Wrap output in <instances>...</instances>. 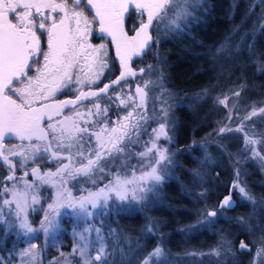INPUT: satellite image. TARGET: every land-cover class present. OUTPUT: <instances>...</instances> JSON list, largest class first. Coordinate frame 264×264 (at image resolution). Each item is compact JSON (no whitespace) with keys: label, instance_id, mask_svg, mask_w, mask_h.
Returning <instances> with one entry per match:
<instances>
[{"label":"snow or ice","instance_id":"snow-or-ice-1","mask_svg":"<svg viewBox=\"0 0 264 264\" xmlns=\"http://www.w3.org/2000/svg\"><path fill=\"white\" fill-rule=\"evenodd\" d=\"M200 9H205L203 0H0V166H7L8 171L7 175L0 173V184L3 185L0 188V226L4 227L5 236L17 224L25 234L37 231L29 223V211H43L40 227L46 235L54 234L61 227L59 218L64 214L61 209H71L78 224L83 222L86 227L82 231H76L74 227L76 240L72 251L61 252L49 264H117V249L119 264H132L133 248L123 249L121 238L114 232H110L106 240L102 228H96L88 221L104 214L110 216L113 211L142 212L148 209L171 167L176 164L173 157L177 152L172 151L175 147L172 135L175 114L169 103L171 94L164 87L163 72L157 74L155 64L139 69L141 76H156L155 80H145L142 86L138 84L135 94L129 93L127 98L119 93L116 95L120 102L117 108L131 110L115 122L109 116L114 103L109 89L126 81L128 76L137 75L129 62L134 56H147L152 45L159 44L161 24L165 25V34L180 32L182 26L197 19L195 13ZM133 13L139 19L138 26L133 20L132 27L126 30V23ZM154 26L157 30L155 41ZM252 31L253 34L264 33V12ZM108 38L119 58L120 75L110 84H104L98 92L84 91L85 86L89 89L98 86L110 63L108 43L93 44L92 41ZM236 51L239 52V48ZM216 53L231 54L229 41L217 48ZM81 59L89 69L84 77L81 76L84 72L80 67ZM97 67L99 71H93ZM257 71L264 72V63L258 65ZM156 88L160 89V94L152 96ZM65 92L75 94V98L59 100L57 94ZM235 95L239 97L240 92ZM104 96L108 103L102 106ZM150 96L153 101L151 114L148 111ZM228 100L225 96L218 102L228 107ZM85 101L93 107L86 112L76 111ZM157 101L159 111L156 110ZM66 110L73 115H65ZM257 115H264V108H254L243 120H251ZM232 118L230 111L228 120ZM150 121H158L159 126L149 135ZM113 124L115 126L110 127ZM233 131H244L243 123L235 129L224 125L217 135L223 137ZM144 135H149L148 141H143L144 150L134 152V146L141 144ZM93 138L95 147L92 146ZM6 139H15L18 143L6 147ZM161 140L168 146H162ZM256 143L257 140L245 133V147ZM208 144V141L200 144L206 158L209 156ZM217 146L222 154L232 158L225 145L217 143ZM252 152L253 158H258L264 169V155L255 149ZM134 156L137 158L135 165L131 164ZM53 164L55 171L51 170ZM17 165L22 176L16 174ZM45 168L48 170L44 171ZM192 175L194 182L203 179L199 170H194ZM29 176L31 182L25 179ZM236 176L232 191L238 189L241 198L252 204V211L246 217L237 218L236 223L253 239L240 240L237 249L233 241L221 236L220 243L207 255L220 258L216 264L220 261L227 264L228 258H236L238 252L251 253L249 264H264V224L257 212L258 207L264 211V203L258 201L246 185H241L239 170ZM105 179L108 183L99 187L98 181ZM89 184L96 190H91ZM186 194L191 195V192L186 191ZM198 195L204 197L205 193ZM48 200L51 202L45 209L43 205ZM234 203L231 195L225 196L220 209L230 210ZM219 214L216 210L202 213L195 224L187 225L182 231L192 232L205 223H213L208 217ZM158 228L159 224L150 219L146 232L152 235ZM93 231L95 238H90L87 233ZM257 231L258 238L255 236ZM0 243L6 241L0 240ZM109 247L111 251L107 250ZM35 249L36 245H31L19 252L21 264H38L39 253ZM92 251L96 252L94 257ZM170 257L171 253L158 244L147 258L137 259L136 264H172Z\"/></svg>","mask_w":264,"mask_h":264},{"label":"trees","instance_id":"trees-1","mask_svg":"<svg viewBox=\"0 0 264 264\" xmlns=\"http://www.w3.org/2000/svg\"><path fill=\"white\" fill-rule=\"evenodd\" d=\"M245 2V0H204L205 9H200L195 13L197 19L185 25L182 31L170 34L163 40L159 47V56L162 61L163 83L166 89L183 97L205 92L209 97L214 94L221 97L231 92L233 88H237L241 95L246 85L255 94L251 103L264 98V72L257 71L258 65L264 63V33L253 34L254 26L251 25L254 18L246 17L248 8ZM133 20H138L135 13L132 19L127 21V28ZM226 40L229 41L231 47L235 43L240 46L242 59L235 68L234 64L224 63L223 65L224 54L216 53V49ZM92 43H108L109 45V68L104 70L98 86L94 85L91 89L85 86L83 89L98 92L104 84H110L119 76L120 67L115 57L114 47L108 39L104 41L96 39ZM249 45L252 46L251 49ZM152 50L153 48L148 53ZM143 60V58L136 59L132 62L134 71L144 68ZM80 67L84 68V72L81 73L84 77L89 69L85 66L83 59H81ZM96 69L99 71L98 67ZM227 71L231 72L234 77L231 81L226 82L218 78V74H230ZM248 71H252V79L249 82L241 78V74ZM222 81H225L224 85L221 84ZM218 83L219 86H216ZM127 84L133 85L126 81L118 86H112L113 88L109 89L111 97L114 93L121 92ZM57 98L59 100L74 99L75 94L65 92L63 95L57 94ZM107 103V96H104L101 105L104 106ZM205 106L214 111L215 116L210 113V120L209 117L200 113V107ZM88 108H92V103L85 101L84 106L77 108L76 111L86 112ZM191 108L181 105L173 111L176 122L172 133L175 140L174 151L188 147L191 134L194 133L193 136L197 138L204 129H209L212 121L215 122L220 115L209 99L201 100L199 104ZM64 114L73 115V112L66 110ZM109 116L111 121H117L118 117L126 116V113L123 108L118 109L111 106ZM56 119H62V117ZM206 122L207 127L205 126L206 128L202 130L201 125L204 126ZM262 126L258 133L262 137L261 142H264V123ZM92 146L94 147V141ZM197 163V158L191 154L178 155L174 177L162 184L160 198L150 208L149 215L159 224V233L164 236L163 246L171 253V261L180 258L187 261V264H210V261L216 264L220 258L207 254L220 243L221 236L233 241L237 249H239L240 240L251 241L253 239V236L242 230L236 223L237 218L246 217L252 211V204L239 201L235 194L231 193L236 171L228 162H223L224 166L212 167ZM238 165L243 174L244 185L257 197L258 201L264 203V169L258 168L250 160ZM51 168L54 166L52 165ZM194 170L200 171L202 180L194 182L192 175ZM0 173L7 175V168L0 166ZM186 191L191 192V195L186 194ZM200 192L205 193L204 197L198 195ZM229 195H232L236 206L231 210L220 209V201ZM213 210L220 213L217 217H208V220L213 223H205L192 232L182 231L187 225L195 224L201 218L202 213L206 214ZM257 212L264 224V211L258 207ZM119 220L124 227L130 229L141 224L138 212L131 215L122 214ZM255 236L259 237V231L255 233ZM10 239L11 236L4 239L3 228L0 226V240L6 241V243H0V255L6 254L9 250ZM251 259V253L240 254L238 252L236 258H228L227 264H249ZM220 264L224 262L220 261Z\"/></svg>","mask_w":264,"mask_h":264},{"label":"rangeland","instance_id":"rangeland-1","mask_svg":"<svg viewBox=\"0 0 264 264\" xmlns=\"http://www.w3.org/2000/svg\"><path fill=\"white\" fill-rule=\"evenodd\" d=\"M245 1H246L245 6L246 8H248L246 17L247 18L253 17L254 21L252 22L251 26H258V22H260L261 14L262 12H264V0H245ZM203 3H204V0H203ZM138 22H139V19L137 20V26H138ZM131 27H132V23L129 24V28H127V25H126V30L130 29ZM184 28H185V25L182 26V30ZM152 34H153V40L155 41L157 39V30L155 26L152 29ZM158 34H159L160 42L159 44L154 43L152 45L151 48H153V50L151 51V53H148V55L144 57L134 56L132 61L129 62V65L132 68V70H133L132 62L136 59L143 58L144 59L143 62L145 63L144 65L145 69L147 68L149 64H155L157 65L156 67L157 74H159L160 72H163V68L161 66L162 61L159 56V49H160L159 47L161 43L163 42V40L166 39L167 36L170 34H165L164 24H161L159 26ZM171 34H175V33H171ZM108 40L110 41V38H108ZM113 47L115 50L116 60L118 61L119 67H120V62H119V58L116 55L115 46L113 45ZM231 48H232V53L228 55L224 54L222 64L223 65L224 63L225 64L230 63L231 65L234 64V68H235L242 59L241 54H240L241 50H240V46L237 45V43L233 44ZM237 48H239V52L236 51ZM158 60L160 61L159 64H157ZM93 71H98V69L94 68ZM120 71H121V67H120ZM134 72L137 73L136 76H128L126 79V81H129L133 85L131 86L130 84L129 85L127 84L122 88L123 90L119 92V94L124 96V98H127V95L129 93L134 95L138 84L142 86L145 80H148V79L155 80L157 78L156 76L150 77L147 74H145L144 76H141L139 70L134 71ZM229 73L230 74L225 73V75L218 74V78L224 79L226 82L231 81L234 77H232L231 72ZM241 78L244 81L249 82L252 79V71L251 72L248 71L245 74H241ZM126 81H122V83H125ZM225 81H222L221 84L224 85ZM216 86H219V83ZM166 90L167 92L171 94L169 103H171L173 106L172 111H174L176 107L181 106V105H185L191 108L199 104L201 100L209 99L210 103L215 105V107L217 108L216 111L219 112L220 115L216 118V120L214 119L215 122L212 121V125L209 127V129H204L207 127V122L204 124V126L201 125V128L202 130L204 129V131L201 130L202 131L201 135L198 136L197 138L193 136L194 133H192L191 139H189L188 147H185L180 151H174L175 149L172 148L173 152H177V155L173 157V159L176 161V164L171 167L167 179H165L162 182V184L174 177V168L177 165L178 155L191 154L197 158L198 160L197 164L206 165V166L208 165L210 167L216 166V165L224 166L223 162H228L229 165L232 167V169L236 171V174L238 170L241 171V168L239 167L238 164L240 163L243 164L244 161L246 160L247 161L250 160L258 168H261L258 158H253L252 150L255 149L256 151L260 152L261 155H264V142H261L262 137L258 133L260 132L261 126L264 123V115L254 116L251 118V120H243V117L248 115V113H250L251 111H253L254 108L257 110L260 108H264V98L260 101L258 100V102L251 103V101L255 98V94L253 93V90L251 88L249 89L248 87H246V85L244 86L240 97H237L235 95V93L238 92L237 88H233L231 92L225 93L221 97L215 94L209 97L205 93H196L193 95L183 97V96H179L178 94L172 92L171 90H168V89ZM117 94L118 93H114L113 94L114 98L112 97V100L114 101V103H112L111 106H113L114 108H117V106L120 103L119 100L116 99ZM159 94H160L159 88H156L155 91L151 93L152 96H158ZM225 96L229 97L228 107H225L224 105H221L218 102L219 99H223ZM152 104H153V101L150 96L148 100L149 114H151ZM233 105H235V108H233ZM159 108H160V103L159 101H157L156 110L159 111ZM128 110H131V109H128ZM128 110L124 109V112L126 113V115H127ZM230 111L232 112V116H233L231 121L228 120ZM80 112H83V111H80ZM200 113L206 115L207 117H209L210 113L214 115V111L210 110L206 106L203 108L200 107ZM209 120H210V117H209ZM113 122L115 121L113 120ZM149 123H150V127L147 128V132L150 135L152 134V129L157 128L159 126V122L150 121ZM241 123H243L244 125V131H241V132L233 131V132L225 133L223 137H220L219 135H217L219 133L220 127L224 125H229L231 128L235 129L239 127ZM111 126H115V125L113 124V125H110V127ZM245 133H247L249 137L257 140L258 143H256L255 145L249 144L247 145V147H245ZM149 135H144L142 137L141 144L134 146L133 148L134 152H139V151L144 150L143 141H148ZM11 141L18 143V141H16L15 139H11ZM11 141L9 140L8 142H4L5 146L11 147L14 144ZM93 141H94V147H95L94 138H93ZM205 141L209 142L208 158L205 157V154L200 147L201 142H205ZM160 143L162 146H165V147L168 146L166 141L161 140ZM217 143H221L226 146L227 152L232 153L231 159H229V156L226 153L222 154L221 150L217 146ZM13 159L15 160L16 158H13ZM136 159L137 158L134 156L133 159L131 160V164L135 165ZM224 159H226V161H224ZM237 161H239V163H237ZM0 165H2V162H0ZM32 166H35V165H32ZM53 166L54 168H51V170L55 171L56 165L53 164ZM3 167L7 168V166H3ZM17 168H18V171L16 173L17 176H22L23 172L19 170L18 165H17ZM47 170H48L47 168L44 169V171H47ZM128 174L131 175V172L129 171ZM234 178H235L234 180L235 182L237 179V176H235ZM25 179H28L31 182L32 178L31 176H29V177H25ZM108 179H111V177H109ZM239 181L241 185L244 186L243 174L241 172H240ZM107 183H108L107 179L100 180L98 181V186L103 187ZM2 187L3 185L0 184V188ZM44 187H47V186H44ZM88 187L93 191L96 190V188L93 187L91 184H89ZM161 188H162V185H161ZM49 191H51V189H49ZM160 193H161V189L158 192V194L155 197H153L152 203L149 205L148 209H146L145 211H142V212L141 211H123L120 213H116L115 211H113L110 216L107 214H104L94 220L90 219L88 223L93 224L94 227L96 228H102L103 230L102 234L104 235L106 240L109 239L110 232H114L116 235H118L121 238V247L123 249L127 250L129 247H131L135 250V255L132 256V264H136L137 259L142 261L143 259L147 258L148 253L151 252L158 244L159 246L165 249V247L163 246L164 236L159 233V230H157L155 234H152V235H149L146 232V229L149 224V220L151 219V221L156 222L149 215V211H150V208H152L158 202L160 198ZM231 193L235 194V196L237 197L239 201L241 202L245 201L241 198V195L238 189H236L235 192L232 191ZM74 194L79 195V193H74ZM50 202H51L50 200L44 202L43 206L45 209L47 208V204ZM116 203L119 204V201H116ZM36 207L39 208V205H37ZM4 211L6 213L7 208H5ZM61 212L64 214L59 218V222L61 225L60 229L56 231L54 234L50 232L49 234L46 235L40 227L41 221L44 218V212L43 211H38V212L29 211V214H28L29 223L37 231L33 233L25 234V232L19 228L18 224L14 228L10 229L8 235L6 236L4 235V239L7 236H11V239H10L11 243L9 244V250H7L6 254L3 253L0 255V258H2V264H21L19 252L23 249L29 248L31 245H36L35 251L39 253L37 257L38 264H49V262L52 261L55 257H58L61 252L70 253L74 247L75 240H76V238L73 235L74 227L76 231H82L83 228L86 227V225L83 222H79L78 224L75 216L71 214L72 212L71 209H61ZM136 212H138L140 215V223H141L140 225L135 224L136 227L130 229V228L124 227V225L120 223L119 219L122 216V214L131 215ZM12 219L14 220L15 217L13 216ZM1 227L3 228V232H4V227L3 226ZM87 235H89L90 238H95L96 233L93 231L91 233H87ZM124 237H127L128 239L124 240L123 239ZM111 239H112V242H114L115 236H113ZM137 242H139V247H137ZM13 249H15V253H13ZM107 250L111 251V248L109 247ZM13 255H15V259H13ZM91 255L94 257L96 255V252L92 251ZM115 260L117 264H119V261H120L119 249H117ZM172 264H187V261L180 259V258H176L172 261Z\"/></svg>","mask_w":264,"mask_h":264},{"label":"water","instance_id":"water-1","mask_svg":"<svg viewBox=\"0 0 264 264\" xmlns=\"http://www.w3.org/2000/svg\"><path fill=\"white\" fill-rule=\"evenodd\" d=\"M6 140H7V139H6ZM6 140H5V141H6ZM223 199H224V198H222V200L220 201V204H219V205H221ZM233 201H234V200H233ZM234 202H235V201H234ZM235 206H236V203H234V207H235ZM234 207H233V208H234ZM233 208H232V209H233ZM230 210H231V209H230Z\"/></svg>","mask_w":264,"mask_h":264},{"label":"flooded vegetation","instance_id":"flooded-vegetation-1","mask_svg":"<svg viewBox=\"0 0 264 264\" xmlns=\"http://www.w3.org/2000/svg\"><path fill=\"white\" fill-rule=\"evenodd\" d=\"M7 141H8V139L5 142H7Z\"/></svg>","mask_w":264,"mask_h":264}]
</instances>
